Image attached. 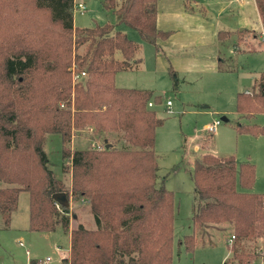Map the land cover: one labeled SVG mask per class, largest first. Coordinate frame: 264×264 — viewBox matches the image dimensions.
<instances>
[{"label": "trees", "instance_id": "obj_1", "mask_svg": "<svg viewBox=\"0 0 264 264\" xmlns=\"http://www.w3.org/2000/svg\"><path fill=\"white\" fill-rule=\"evenodd\" d=\"M102 1L116 24L136 30L142 41L157 45L168 37L156 26L157 0ZM255 2L264 28V0ZM73 7L74 0H0V216L8 225L26 191L30 230L69 229L61 264H172L174 194L157 186L154 143L162 119L148 106L161 95L116 86L117 72L138 67L140 45L110 23L74 26ZM227 36L218 32L219 40ZM80 72L85 75L74 80ZM256 112H264V72L235 97L238 118ZM235 129L264 134L256 123L237 121ZM75 131L97 141L73 148ZM48 133L60 135L68 185L48 167ZM191 178L193 224L231 225L222 264L264 258V194L250 191L254 164L204 153L193 160ZM57 193L63 197L55 199ZM83 201L94 226L69 228L71 202ZM179 243L191 252L196 239L187 234Z\"/></svg>", "mask_w": 264, "mask_h": 264}, {"label": "rangeland", "instance_id": "obj_2", "mask_svg": "<svg viewBox=\"0 0 264 264\" xmlns=\"http://www.w3.org/2000/svg\"><path fill=\"white\" fill-rule=\"evenodd\" d=\"M79 1L85 3V9L79 11L73 7L74 26L82 28L110 23L114 25V30H120L129 39L151 48L149 44L142 42L136 30L124 24L117 25L116 15L111 9L104 7L102 0H74L75 3ZM234 56L236 69L232 74L210 75L201 83L194 81L188 85H183L179 79V87L174 90L167 73L159 81L161 89L155 91L161 95V101L154 103L153 108L162 119V124L155 130L154 143L158 163L157 186H164L174 194L172 264H222L230 255L227 238L231 236V225L200 227L191 220L194 197L191 171L193 160L200 152L232 155L237 163H253L255 179L250 191L264 194V134L238 133L235 129L237 121L264 126V112H256L250 119H240L235 113L236 92L251 90L254 79L264 71V41L258 51ZM144 62L147 65L150 60L145 59ZM125 71L118 72L116 84L119 87H130L128 85L132 84L124 81L123 84H127L121 85V75H143L140 65ZM166 100H170V105L166 106ZM222 116L227 121L221 120ZM215 119L221 120L216 132L208 134L205 124ZM94 139L97 141L96 138L89 137V131H75L71 146L84 147L87 143H93ZM43 148L48 167L57 178L68 185L70 175L62 170L60 135L46 134ZM237 189L241 190L238 184ZM69 211V228L78 223L87 227L94 226L85 201L77 204L71 202ZM66 233L61 225L54 231L30 230L28 193L20 191L17 206L10 215L8 225L0 216V264H32L47 256L51 258L48 264H61V254L68 247ZM187 234H193L196 239L191 252L185 251L183 244L179 243ZM253 244L255 242L250 245Z\"/></svg>", "mask_w": 264, "mask_h": 264}, {"label": "crops", "instance_id": "obj_3", "mask_svg": "<svg viewBox=\"0 0 264 264\" xmlns=\"http://www.w3.org/2000/svg\"><path fill=\"white\" fill-rule=\"evenodd\" d=\"M156 26L168 32V37L158 40L157 45L142 41L149 44L150 49L139 44V65L143 75H121V85L127 84H123L124 81L132 83L126 88L155 93L161 89L159 81L167 73L172 82L170 70L178 82L176 89L179 79L183 85H188L194 81L201 83L210 75L232 74L236 69L234 55L258 51L262 42L259 35L263 25L255 0H192L187 6L184 0H157ZM219 31H226L232 36L219 40ZM145 59L150 60L147 65ZM119 73L114 77L116 86ZM204 153L218 155L200 152L197 156ZM66 234L68 247L60 260L69 251V232Z\"/></svg>", "mask_w": 264, "mask_h": 264}, {"label": "built area", "instance_id": "obj_4", "mask_svg": "<svg viewBox=\"0 0 264 264\" xmlns=\"http://www.w3.org/2000/svg\"><path fill=\"white\" fill-rule=\"evenodd\" d=\"M74 7H76L79 11H83L85 9V3L82 1H79L76 3L74 2ZM260 38H261V41H264V28L260 32ZM84 75H85V72L73 73V79L77 80ZM165 104H166V106L170 105V100H166ZM148 106H152L151 101L148 102ZM220 121H221L220 119H215L210 124L206 125L207 132L209 134H214L216 132L217 125L220 123ZM232 239H233V235L229 239H227V242L231 243ZM50 260H51V258L49 256H47L43 260H39V261L35 262V264H48ZM253 264H264V258H262V257L259 258Z\"/></svg>", "mask_w": 264, "mask_h": 264}, {"label": "water", "instance_id": "obj_5", "mask_svg": "<svg viewBox=\"0 0 264 264\" xmlns=\"http://www.w3.org/2000/svg\"><path fill=\"white\" fill-rule=\"evenodd\" d=\"M221 120L225 121L226 118H225L224 116H222V117H221ZM53 197H54L55 199H57V198L60 199V198L63 197V193H57V194H54Z\"/></svg>", "mask_w": 264, "mask_h": 264}]
</instances>
